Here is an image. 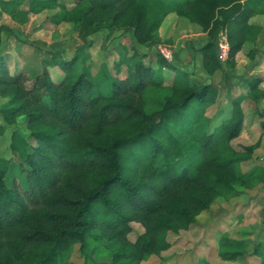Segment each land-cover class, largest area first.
<instances>
[{"label":"trees","instance_id":"1","mask_svg":"<svg viewBox=\"0 0 264 264\" xmlns=\"http://www.w3.org/2000/svg\"><path fill=\"white\" fill-rule=\"evenodd\" d=\"M2 2L14 22L57 6V0ZM66 20L82 31L125 29L138 45L161 42L166 18L175 13L200 25L209 41L200 49L209 75L222 67L216 43L226 33L228 62L263 29L251 20L264 14V0H78ZM121 78L103 72L108 90H99L86 71L52 58L65 77L54 82L47 68L33 76L12 74L0 59L2 120L26 121L29 138L21 160L0 161V264H71L79 246L84 264H142L171 248L168 234L187 231L219 199L230 200L239 187L264 185V165L241 170L258 146L236 151L246 120L241 99L212 126L208 109L216 101L209 84L191 78L166 59L158 68L137 59ZM165 70L173 73L167 83ZM250 94L263 79L247 80ZM12 178V180H11ZM264 213V209H263ZM132 223L144 233L131 242ZM264 262V242L253 246ZM248 243L223 236L222 260L236 262ZM109 256L110 262L92 258Z\"/></svg>","mask_w":264,"mask_h":264},{"label":"rangeland","instance_id":"2","mask_svg":"<svg viewBox=\"0 0 264 264\" xmlns=\"http://www.w3.org/2000/svg\"><path fill=\"white\" fill-rule=\"evenodd\" d=\"M5 1L11 0H0V59L5 60L12 74L25 72L33 76L47 68L52 80L59 82L64 79L65 72L58 66H48V61L55 58L72 63L76 74L88 72L99 90L105 92L108 90V82L103 77L106 69L116 75L114 66L122 62L120 77L125 78L127 63L141 58L145 64L158 68V60L164 58L179 71L215 89L216 101L207 111L212 126L230 114L234 99L242 100L246 120L232 146L236 151L246 153L247 148L258 145L249 159L241 163L243 172L264 165V32L256 41L246 44L237 64L223 62L221 69L211 76L203 68L200 52L209 41L208 34L200 25L175 13L167 17L160 32V43L141 46L136 43L132 32L125 29L84 32L78 23L66 20V12L61 7L73 10L78 0H57L55 8L38 14L30 12L24 24L14 22L2 10ZM30 8V0H26L22 9L29 12ZM258 16L254 17V22L264 26V14ZM162 49L167 51L168 59ZM165 73L167 83H170L174 75L168 70ZM254 77L262 78L263 82L258 92L250 94L247 80ZM6 101L0 97V109ZM28 142L35 144L29 138L26 121L20 118L14 124H7L0 113V161L16 163L21 160ZM263 209L264 185L239 187L236 197L219 199L197 218L189 230L169 233L167 240L171 248L142 264H264L253 253V246L264 242ZM131 227L129 239L135 242L144 233V228L137 223H132ZM223 236L246 241L248 254L236 262L222 260L219 242ZM92 258L98 263L111 261L106 255L100 258L92 255ZM71 264H84L79 246Z\"/></svg>","mask_w":264,"mask_h":264},{"label":"built area","instance_id":"3","mask_svg":"<svg viewBox=\"0 0 264 264\" xmlns=\"http://www.w3.org/2000/svg\"><path fill=\"white\" fill-rule=\"evenodd\" d=\"M216 48L218 49L217 56L220 63L228 61L230 57V45L226 33L223 32L219 35L216 42ZM162 53L165 58L168 59L169 55L167 54V51L162 49Z\"/></svg>","mask_w":264,"mask_h":264},{"label":"crops","instance_id":"4","mask_svg":"<svg viewBox=\"0 0 264 264\" xmlns=\"http://www.w3.org/2000/svg\"><path fill=\"white\" fill-rule=\"evenodd\" d=\"M257 17H259V16H257ZM256 18V17H255ZM255 18H253L252 20H251V22L253 23V24H255V25H258V26H260L263 30H264V26L263 25H261L260 23H256V22H254V19ZM167 19V18H166ZM165 23H166V20H165V22H164V24H163V26L165 25ZM162 30V29H161ZM262 32H264V31H262ZM250 42H253V41H250ZM250 42H247V43H250ZM246 43V44H247ZM246 44L244 45V48L246 47ZM244 48H243V50L239 53V55L237 56V60H236V64L239 62V59L241 58V56L243 55V53H244ZM201 60H202V58H201ZM255 62V61H254ZM233 89H234V87H233Z\"/></svg>","mask_w":264,"mask_h":264}]
</instances>
